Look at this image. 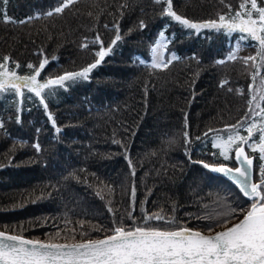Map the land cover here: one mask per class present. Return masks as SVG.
I'll return each instance as SVG.
<instances>
[{"label":"trees","instance_id":"16d2710c","mask_svg":"<svg viewBox=\"0 0 264 264\" xmlns=\"http://www.w3.org/2000/svg\"><path fill=\"white\" fill-rule=\"evenodd\" d=\"M57 2L0 0V12L13 21L32 17L25 23L0 19V57H11L10 69L12 61L19 63L17 74H30L27 64L38 66L44 58L49 63L39 80L79 71L97 59L95 52L100 45L92 43L97 33L107 47L115 35L112 26L118 24L124 38L87 81L55 87L50 93L45 90L47 112L53 115L59 133L34 94L28 98L0 94V121L4 124L0 129V229L46 237L44 234L65 228L66 220L71 221L68 228L77 232L94 226L110 229L114 213L117 220L123 217L128 222L133 182L136 196L132 214L137 223H143L144 211H162L188 227L203 230L211 221L193 217L211 216L206 207L210 198L217 199L220 210L226 208L224 193L232 207L246 204V198L242 200L223 177L192 161L234 165L235 145L231 158L225 160L212 155L220 152L212 142L217 135L226 139L225 126L236 124L249 112L251 98L248 92L243 98L240 94L250 86L254 74L264 77V66L257 69L252 65L246 72L244 58L249 56L235 53V60L226 58L237 43L253 46V56H257L259 44L251 37L240 40L238 32L225 35L209 29L199 33L186 29L163 16L165 5L154 0H77L62 14H42ZM241 2L173 0V9L191 21L202 22L228 14L227 5L234 15ZM140 21L146 25L143 29ZM161 28L178 59L163 69L138 63V56L148 57ZM84 43L88 47L83 48ZM221 59L226 63L217 64ZM255 63L261 65L258 56ZM224 80L228 83L221 87ZM21 91L27 93V89ZM259 105L264 108V99L260 98ZM251 108L260 112V108H253V101ZM185 117L192 141L188 145L183 136ZM253 122L256 128L264 123L260 116L248 120ZM240 135L247 136V131L240 129ZM258 136L253 129V138L258 140ZM36 143L39 152L33 147ZM244 147L254 158V179L259 180V165L264 161L259 159L258 148ZM105 234L91 233L93 238Z\"/></svg>","mask_w":264,"mask_h":264},{"label":"snow or ice","instance_id":"6c2138e0","mask_svg":"<svg viewBox=\"0 0 264 264\" xmlns=\"http://www.w3.org/2000/svg\"><path fill=\"white\" fill-rule=\"evenodd\" d=\"M4 2L7 3V0ZM76 2L77 0H58L55 6L42 14L49 17L62 14L65 9ZM154 3L165 5L162 10L163 16L186 29L195 30L196 33L202 29L215 30L225 35L238 32L240 40L249 37L257 40L259 42L257 56L261 60V65L257 66L255 63L257 56L246 57L244 62L247 64L252 61L257 69L264 66V0H259V3L258 0H242L239 5L240 10L234 15L231 6L227 5L229 8V13L226 14L227 19L225 14H221L218 19L204 22H193L177 14L173 9V0H154ZM0 19L7 23H25L29 22L32 17H29L27 21H13L11 17L0 12ZM139 27L141 29L146 27L144 21H140ZM112 30L115 31V35L107 47L104 46L99 33L96 34L92 43L99 44L100 47L95 52L97 59L93 63L79 71L65 72L43 81L38 78L49 63L47 58L42 59L38 66L32 63L27 64V68L31 70L30 74L18 75L15 69L20 68V64L12 61L14 67L10 69L8 64L11 57H0L2 61L0 62V94L7 93L23 98L34 94L35 97L40 98L39 102L45 109L48 119L59 133L61 129L56 126L53 115L47 112L45 90H49L50 93L55 87L67 88L78 81H87L93 69L97 68L105 57L112 53L114 46H117L118 42L124 38L118 24H114ZM158 36L160 39H157L150 48V61L137 57L138 63L154 69H163L167 68L173 60L178 59L174 53L171 59H165L164 53L170 41L165 31L159 32ZM81 46L88 47L87 43ZM235 59L234 52H230L226 58L227 61ZM226 60L221 59L216 63L224 64ZM257 74L258 72L254 74L253 79ZM261 82L264 84V78H261ZM227 83V80L222 81L221 87ZM22 88L27 89V93L21 91ZM231 90L229 88V91ZM42 93L45 94L42 95ZM261 99H264V96ZM248 103L249 112L245 114V117L236 124L225 126L227 138L217 135L212 142L213 147L220 149L218 154L213 153L212 155L223 156L225 160L231 158L229 153L233 151V145H235L234 158L239 166L229 167L224 163H208L203 160L192 161V163L202 165L209 172L222 176L225 181L234 185L238 189L240 198L242 200L246 198V204L238 203L235 207L228 205L225 210L214 217H193L198 220L211 221L203 230L188 227L187 223L179 222L175 215L167 217L162 211L158 213L144 211L143 223H137L136 217L132 214L135 211L136 196L133 182L128 222L123 217L117 220L114 213L110 229L94 226L90 231L77 232L75 228H68L71 221L66 220L65 228H57L45 241L26 239L22 234L9 233L7 230L0 231V264H264V163L259 165V181L253 182V157L246 153L244 148V145H248L253 151L258 148L259 159L264 161V123H261L259 128H256L255 122L248 123L253 116H260L264 121V115H262L264 108H260L257 103L256 107L260 108V112H254L251 108L252 100ZM17 111L19 112L20 109L18 108ZM17 122H20L19 116H17ZM184 126L186 129L183 133L184 143L188 145L192 141L187 131V117H185ZM3 127V121H0V129ZM240 129H245L247 136L240 135ZM253 129L259 132L258 140L253 138ZM212 131L216 130L209 129V132ZM207 135L208 133L204 134L205 137ZM114 143H119V141H114ZM33 147L37 152L41 150L39 143L34 144ZM185 154L191 160V153L187 149ZM125 158L127 159L126 150ZM128 162L132 169L131 175L134 177L135 168L130 159ZM97 195L100 193L97 192ZM101 199H104L102 195ZM109 211L112 212L113 209L109 208ZM78 223L83 229L84 222ZM92 232L108 234L103 235L102 238H93ZM69 239L74 242L69 243Z\"/></svg>","mask_w":264,"mask_h":264},{"label":"rangeland","instance_id":"374dc122","mask_svg":"<svg viewBox=\"0 0 264 264\" xmlns=\"http://www.w3.org/2000/svg\"><path fill=\"white\" fill-rule=\"evenodd\" d=\"M193 22H196V21H193ZM197 22H199V21H197ZM202 22H204V21H202ZM161 31H165V29H162L161 28L160 31L157 32V34L153 38L152 46H153L154 42L157 39H160V37L158 36V33L161 32ZM166 35H167V33H166ZM167 37H168V35H167ZM255 41H256V44H259V42L257 40H255ZM233 52L234 53H243L244 55H247V56L250 57V56H253L255 54L256 48H254L253 46H251V47H245V45H242L240 43H237L235 45V48H234ZM173 53L175 54V56L178 55L175 51H170L169 47L167 46V48L165 50V53H164L165 59L166 60L167 59H171V55ZM138 57L145 58L146 60H149L150 61V50H149V54H148V57L147 58L146 57H143V56H138ZM252 65H253V62L252 61H249L247 64H244L243 65V68H244V70L246 72H248V70L250 71V69H251L250 66H252ZM261 78H264V77L261 76L260 74H258L257 76H255V79L252 80L250 86H246L245 89L240 94V96L243 98L244 97V94L248 92V98H251V100L253 101V108H256V105H257V103H259L260 98L264 95V84H262ZM253 97H255L254 100H253ZM222 188H224V189H226V190H228L230 192V188H227L225 186H222ZM224 189H223V193L225 191ZM216 200L217 199H214V197H212V198L209 199V201L206 202V205H207L206 207H207V209L210 212V215L212 217L216 216L217 214H219L220 212L223 211V210H220L219 205H216L217 204L216 203ZM224 202H225V205L226 206L230 205L229 203L231 202V200H230V197L228 196L227 193H224ZM224 202L220 201V204H222ZM1 230H3V229H1ZM35 232H37V231H35ZM54 232H52V233H54ZM16 234H18V233H16ZM50 234L51 233H49V235ZM44 235L46 237H39V236H28V237H30L32 239H38V240H48L49 239V236H47L46 234H44ZM68 242H72V240L69 239Z\"/></svg>","mask_w":264,"mask_h":264},{"label":"water","instance_id":"95a60500","mask_svg":"<svg viewBox=\"0 0 264 264\" xmlns=\"http://www.w3.org/2000/svg\"><path fill=\"white\" fill-rule=\"evenodd\" d=\"M245 148V147H244ZM245 152L247 153V151H246V149H245ZM252 156V155H251ZM253 157V156H252ZM234 162H235V165H229V164H226V163H224V164H226L227 166H229V167H237V166H239L238 165V163L236 162V160H235V158H234ZM202 166V165H201ZM206 170V169H205ZM208 171V170H207ZM211 173V172H210ZM213 175H217V176H220V175H218V174H214V173H212ZM222 177V176H221ZM252 180H253V182H258L259 180H255L254 179V158H253V167H252ZM230 183V182H229ZM231 184V183H230ZM232 185V184H231ZM234 186V185H233ZM235 187V186H234ZM236 188V187H235ZM237 189V188H236ZM237 191H238V189H237ZM217 230H219V229H217ZM0 231H4V230H1L0 229ZM9 233H13V232H9ZM16 234V233H15ZM24 236V238H26V239H31V240H38V239H32V238H30V237H28V236H25V235H23ZM103 236H101V237H99V238H102ZM41 241H45V240H41ZM72 242H74V241H72ZM72 242H69V243H72Z\"/></svg>","mask_w":264,"mask_h":264},{"label":"bare ground","instance_id":"6f19581e","mask_svg":"<svg viewBox=\"0 0 264 264\" xmlns=\"http://www.w3.org/2000/svg\"><path fill=\"white\" fill-rule=\"evenodd\" d=\"M234 165H235V162H234Z\"/></svg>","mask_w":264,"mask_h":264}]
</instances>
